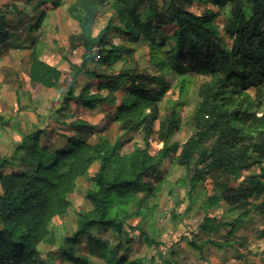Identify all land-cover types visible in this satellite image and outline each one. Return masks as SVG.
<instances>
[{
	"label": "rangeland",
	"instance_id": "1",
	"mask_svg": "<svg viewBox=\"0 0 264 264\" xmlns=\"http://www.w3.org/2000/svg\"><path fill=\"white\" fill-rule=\"evenodd\" d=\"M74 1L61 0L60 4L54 5L48 0H0V11L14 17L9 35L0 40V117L9 120L8 124L0 120V154L7 158L1 168L3 173H30L36 168L28 162L29 150H15L23 134L44 128L39 148L46 146L47 151L52 152L64 146L67 137L76 135L75 119L87 121L82 134L88 143L117 141L120 153H129L138 144L157 155L163 144L160 132L173 114L177 121L169 143L181 145L193 133L192 118L201 100V89L210 76L192 66L191 58L183 62L184 67L180 70L170 64L167 50L172 43L170 36L174 24L168 17L169 0H151L157 5L158 14L149 16L153 26L149 34L142 35L136 43L125 40L119 29L107 33L106 42L95 48L94 56L86 65L90 72L81 73L75 85L76 94L84 86L94 91L99 81L91 72L111 73L122 66L124 59L138 71L154 75L159 85L167 83L169 86L158 101L157 119L147 138L141 124L115 119L118 99L123 96L121 91L115 94L117 100L113 104L101 103L87 109L70 101L65 108L61 107L71 69L67 60L79 61L83 51L81 47L73 46L78 27L69 7ZM183 1L184 6L197 13L215 12V22L222 33L232 0L225 6H218L217 0ZM136 4L144 17L150 0H137ZM12 5L22 12V16L18 18ZM244 10L246 16L253 11L248 3ZM108 19L112 24L120 25L110 2L98 6L94 12L90 23L92 38L97 37ZM114 45L130 48V56L109 63L103 56ZM153 48L155 56L151 58ZM34 49L40 60L61 71L55 86L45 87L31 81L30 54ZM164 60L168 66L161 72L159 63ZM238 101L242 109L254 112L256 117L261 116L264 113V81L246 89ZM248 124L249 128L244 129L246 135L257 129L255 123L251 125L248 121ZM177 154L172 153L164 159L137 190L113 195L111 212L123 218L119 234L111 228L90 226L87 230L97 241L83 235L76 242H67L66 238L76 230L77 212L91 209L85 193L93 185L92 176L98 168V161H95L87 175L77 178L74 189L68 194L70 205L66 213L56 215L48 222L47 236H52L53 241L38 243V264H78L77 257L92 264H264V215L257 212L241 215L234 203L223 198L214 206H207L206 201L216 192L218 175L214 173L199 181L189 197L188 186L177 180L186 179L191 168L179 165ZM258 171L257 164H253L230 185H237L245 175ZM206 217L214 226L220 224L218 228L204 230L200 223Z\"/></svg>",
	"mask_w": 264,
	"mask_h": 264
},
{
	"label": "trees",
	"instance_id": "2",
	"mask_svg": "<svg viewBox=\"0 0 264 264\" xmlns=\"http://www.w3.org/2000/svg\"><path fill=\"white\" fill-rule=\"evenodd\" d=\"M54 5L61 0H48ZM137 0H75L69 12L77 23L74 48L83 49L80 60H67L71 69L67 88L61 97V107L75 101L87 109L101 103H115L116 93L123 92L115 109V119L142 125L147 138L158 114V101L169 86L159 85L154 75L138 71L124 59L122 66L111 73L91 74L97 78L96 89L86 86L76 94L75 85L81 73H89L86 65L95 48L106 42V34L119 29L128 42L136 43L142 35H148L153 24L149 18L157 16V5L150 0V7L144 17L137 9ZM204 1V0H198ZM228 0H217L218 6H225ZM110 2L120 25L107 20L97 37L90 36V23L98 6ZM183 0H169L168 17L174 24L170 36L172 43L167 50L170 64L182 69L187 58L192 66L209 73L208 83L201 89V100L194 112L193 133L181 144L169 143L176 116L167 118L160 135L162 147L157 155L151 154L146 146L134 145L129 153H120L117 141H99L90 144L82 134L87 121L75 119L76 135L67 137L61 148L48 152L40 145L44 128L23 134L15 150L30 151L29 163L36 168L30 173H3L1 168L7 158L0 154V264H38L40 241L52 242L47 236L46 226L52 217L66 213L70 201L68 194L74 189L77 178L88 174L90 166L98 161V168L92 176L93 185L85 196L91 209L79 210L76 230L67 242H76L83 235L90 240L98 239L88 232V227L114 229L118 234L123 218L111 212V200L115 193L137 190L144 178L156 172L158 166L170 154L178 152L177 163L188 169L186 179L177 182L188 186V196L196 184L208 174H217L216 192L206 201L214 206L222 198L235 204L241 215L257 212L264 215V113L242 109L238 101L246 89L264 81V0H232L227 21L223 22L222 33L215 22L217 14L210 10L197 13L184 6ZM245 3L252 6V13L246 16ZM18 18L22 12L16 10ZM146 17V18H145ZM14 17L0 11V40L9 35ZM224 41V43H223ZM100 50V49H99ZM131 49L125 45H114L103 56L114 64L122 57H129ZM155 49L151 50V58ZM162 72L166 61H161ZM61 71L40 60L34 49L30 54L29 77L31 81L45 87L55 86ZM4 124L9 120L0 117ZM256 124L257 129L246 135L244 129ZM258 123V124H257ZM257 164V174H247L237 185H230L240 173ZM252 198V199H251ZM240 215V216H241ZM209 217L200 226L204 230L217 229ZM64 254L68 252L64 251ZM78 264H92L77 257Z\"/></svg>",
	"mask_w": 264,
	"mask_h": 264
}]
</instances>
